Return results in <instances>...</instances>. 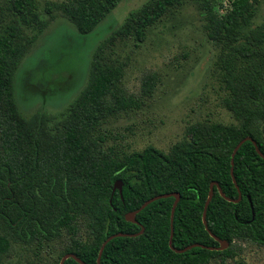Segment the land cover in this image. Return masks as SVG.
Masks as SVG:
<instances>
[{
	"label": "trees",
	"instance_id": "16d2710c",
	"mask_svg": "<svg viewBox=\"0 0 264 264\" xmlns=\"http://www.w3.org/2000/svg\"><path fill=\"white\" fill-rule=\"evenodd\" d=\"M121 1L70 0L55 8L87 35ZM187 1L149 0L113 33L109 47L132 38L144 42L153 26ZM191 1L205 16L208 38L221 49L217 65L227 92L224 106L238 124L191 125L186 138L165 153L152 146L133 152L107 146L101 128L139 107L121 88L124 66L105 54L108 44L97 51L87 86L54 127L28 119L17 102L16 74L48 22L36 0H0V264L14 244L33 248L36 256L58 249L45 264H61L68 254L98 264L105 241L119 233L130 236L110 241L101 264L224 263L236 256L237 243L264 246V157L250 141L234 159L242 200L227 201L215 186L207 210L209 231L227 242V249L217 250L220 244L203 221L213 182L227 198H239L231 174L237 145L250 137L264 156V22L256 24L260 3L232 0L221 15L217 8L223 0ZM153 81L148 77L145 83L148 94ZM118 180L124 184L122 195L114 191ZM171 193L181 195L173 246L205 248L181 254L171 249L173 197L148 205L137 214L138 224L126 220L150 199ZM65 264L80 263L70 258Z\"/></svg>",
	"mask_w": 264,
	"mask_h": 264
},
{
	"label": "rangeland",
	"instance_id": "374dc122",
	"mask_svg": "<svg viewBox=\"0 0 264 264\" xmlns=\"http://www.w3.org/2000/svg\"><path fill=\"white\" fill-rule=\"evenodd\" d=\"M70 0H36L48 22L45 32L23 58L16 74V98L22 113L54 127L87 86L92 61L100 47L129 15L149 0H122L90 34H81L56 5ZM256 24L264 22V0ZM232 0L217 11L224 15ZM52 9L48 14L47 10ZM206 19L194 1H187L153 26L144 42L118 40L105 54L123 63L121 88L139 107L121 113L101 129L108 145L143 151L149 146L168 153L197 123L237 125L224 106L227 92L217 62L220 48L205 29ZM153 77L148 94L146 81ZM36 256L33 248L14 244L3 264H45L58 254ZM211 264H264V246L237 243L236 256Z\"/></svg>",
	"mask_w": 264,
	"mask_h": 264
},
{
	"label": "water",
	"instance_id": "95a60500",
	"mask_svg": "<svg viewBox=\"0 0 264 264\" xmlns=\"http://www.w3.org/2000/svg\"><path fill=\"white\" fill-rule=\"evenodd\" d=\"M248 141L252 142V143L255 145V147H256V149H257V152H258L262 157H264L263 154L261 153L259 147L257 146V143L255 142V140L252 139V138H250V137L245 138L244 140H242V141L237 145V147L235 148V150H234V152H233V154H232V170H231V174H232V177H233V179H234V183H235L236 186H237V182H236L235 177H234V159H235V157H236L237 152H238L239 149L242 147V145H243L245 142H248ZM215 186L218 187V190H219L221 196L224 197L227 201H229V202H233V203H239V202L242 200V194H241V192H240L238 186H237V188H238V191H239V198H238L237 200H233V199H229V198H227V197L224 195V193H223L222 189L219 187L218 183L213 182V183L211 184V187H210V193H209V197H208V200H207V202H206V205H205L204 215H203V221H204V224H205V226H206V228H207L208 231H209V229H208V227H207L206 216H207L208 206H209V204H210V202L212 201L213 196H214V187H215ZM123 188H124V184H123V182H122L121 180H118V181L115 183V185H114V191H119L120 195L123 194ZM170 197L175 198V202H174V205H173V208H172V215H171V238H170V247H171V249L174 250L176 253H180V254H181V253H184V252H186V251H188V250H190V249H192V248H194V247H202V248H205L203 245H200V244H195V245L190 246V247H188V248H185V249H183V250L176 249V248L173 246V237H174V216H175L176 208H177V206H178V204H179V202H180V200H181V195L178 194V193L163 194V195H159V196H156V197L150 199L149 201H147L146 203H144V204L141 206V208H139L138 210H136V211H134V212H131V213L127 214V215H126V220H127L128 222H132V223L138 224V222H137V220H136V216H137V214H139L143 209H145V208H146L148 205H150L151 203H153V202H155V201H158V200H161V199L170 198ZM251 205H252V204H251ZM252 208H253V205H252ZM254 216H255V215H254V212H253V217H254ZM143 232H144V229H142V231L140 232V234H142ZM209 232H210V231H209ZM140 234H137V235H134V236H138V235H140ZM210 234H211V236H212L216 241H218L219 244H220V247L217 248L218 251H223V250L227 249V247L229 246V244H228L227 242L220 240L219 238H217V237H216L214 234H212L211 232H210ZM126 236H130V235L123 234V233H119V234H115V235L110 236V237L105 241V243L103 244V246H102V248H101L100 255H99V259H98V264H101V256H102V254H103V251H104L106 245H107L110 241H112L113 239H115V238L126 237ZM132 236H133V235H132ZM211 249H212V248H211ZM70 258L76 260V261L79 262L80 264H84L81 260H79V259H78L75 255H73V254H68V255L64 256L63 259H62V261H61V264H65V262H66L68 259H70Z\"/></svg>",
	"mask_w": 264,
	"mask_h": 264
}]
</instances>
